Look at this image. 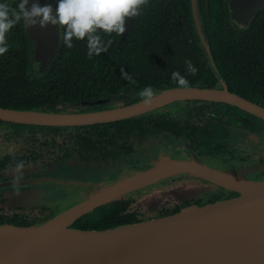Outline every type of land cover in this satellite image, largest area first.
I'll list each match as a JSON object with an SVG mask.
<instances>
[{
	"label": "flooded vegetation",
	"instance_id": "af4514ba",
	"mask_svg": "<svg viewBox=\"0 0 264 264\" xmlns=\"http://www.w3.org/2000/svg\"><path fill=\"white\" fill-rule=\"evenodd\" d=\"M6 2L15 8L19 0ZM231 5L232 0H149L139 16L126 21L123 35L103 36L105 41L113 40L106 53L89 58L86 41L74 40L71 49L61 43L50 65L38 75L27 73L28 38L23 23L17 24L7 34L8 52L0 56V107L46 112L107 109L117 102L140 100L138 92L145 86L155 92L177 87L171 75L178 71L189 86L225 87L264 108V5L246 24L233 19ZM194 10L203 38L193 22ZM167 11L185 15L189 36L130 37L135 25L150 26L152 12ZM204 14H217L227 36L207 37ZM125 37L137 47L122 53L118 45L126 43ZM165 42L170 46L152 55L150 44ZM140 44L143 48H138ZM186 60L198 70L195 75L186 71ZM121 68L136 84L121 79ZM23 80L40 83L24 85ZM191 154L238 169L247 167L251 178H264V120L225 102L199 100L171 102L129 119L81 126L0 119V225L49 220L83 189L82 183L117 179L126 172L152 168L162 157L182 159ZM17 161L25 162L18 189L10 168ZM236 196L237 192L208 177L172 174L96 208L75 226L127 224Z\"/></svg>",
	"mask_w": 264,
	"mask_h": 264
},
{
	"label": "water",
	"instance_id": "95a60500",
	"mask_svg": "<svg viewBox=\"0 0 264 264\" xmlns=\"http://www.w3.org/2000/svg\"><path fill=\"white\" fill-rule=\"evenodd\" d=\"M34 2L56 8L54 0H29L26 7ZM263 5L264 0H232L233 19L246 24ZM192 16L203 38L195 10ZM25 31L27 73L38 75L58 52L62 32L50 24L44 28L37 24ZM205 49L209 54L208 46ZM181 100L225 102L264 120L263 107L225 87L198 86L159 90L147 105L141 100L117 102L111 108L93 111L0 107V119L46 126L91 125L129 119ZM178 173L208 177L238 196L106 228L75 226L80 217L96 208ZM81 186L83 189L60 205L49 220L28 226L1 224L0 264H264V178H251L247 167L238 169L192 154L182 159L166 156L147 170Z\"/></svg>",
	"mask_w": 264,
	"mask_h": 264
},
{
	"label": "clouds",
	"instance_id": "9594fccd",
	"mask_svg": "<svg viewBox=\"0 0 264 264\" xmlns=\"http://www.w3.org/2000/svg\"><path fill=\"white\" fill-rule=\"evenodd\" d=\"M29 0H19L13 8L6 2H0V56L8 52L7 34L17 24L23 23L25 29L37 24L40 28L47 25L58 27L62 37L60 43L67 48L73 47V41H86L87 56L89 58L106 53L112 46L113 40L103 39V36L111 37L113 34L120 36L125 32L126 21L137 17L141 10L149 3V0H57V6L53 9L50 5L40 6L33 3L27 8ZM186 71L195 75L198 71L190 60L185 61ZM121 79L130 84H136L133 77L120 70ZM171 81L178 88L189 87L188 79L180 72H173ZM140 100L150 104L156 96L152 86H145L139 92ZM13 171V184L17 187L24 176L25 162L17 161L10 165Z\"/></svg>",
	"mask_w": 264,
	"mask_h": 264
},
{
	"label": "trees",
	"instance_id": "16d2710c",
	"mask_svg": "<svg viewBox=\"0 0 264 264\" xmlns=\"http://www.w3.org/2000/svg\"><path fill=\"white\" fill-rule=\"evenodd\" d=\"M204 18L206 20L205 26L207 27L206 28L207 37L224 38L227 36V31L224 29V27L222 25V21H220L218 19L217 14L215 15V17H214V15L204 14ZM189 21L191 22V19ZM188 24H189V22L185 19V15L177 14V13H173V12H168V11L165 14H161L159 12H155V13L152 12L150 26L143 28L142 26L135 25L130 31V37H133V36H135V37L136 36H138V37L151 36L152 38L164 37L165 39L181 38L184 36H189L188 35ZM12 36H15V30H13ZM22 36L24 38V34ZM127 37H129V36H127ZM127 37H125L126 43L118 45L119 52L127 53L130 50L133 51V49L135 47H137V45L130 46V43L128 42ZM22 43H23V47H22L23 53L25 54L26 53L25 39L22 41ZM164 44L165 45L160 44V43H151L149 46V48H150L149 51L152 53V55L161 54V53H163L161 51V48L163 46H165V48H167V46L168 47L170 46L169 43L165 42ZM138 48H143V45L140 44L138 46ZM165 53L168 54V53H170V51L165 50ZM156 60H157V58L152 59V61H156ZM23 61L24 62L26 61L25 58ZM22 69L24 72L25 68L23 67ZM50 79L53 81L52 78H50ZM39 83H40V81H35L34 83H29V82L23 80L24 85H29V84L38 85ZM28 110H40V109H28ZM113 225L115 226L117 224H113ZM108 226L109 225H97V226L92 227V228L93 229H95V228L99 229L102 227L106 228ZM109 227H111V225ZM84 228L87 229L88 227H84ZM89 229H91V228H89Z\"/></svg>",
	"mask_w": 264,
	"mask_h": 264
}]
</instances>
